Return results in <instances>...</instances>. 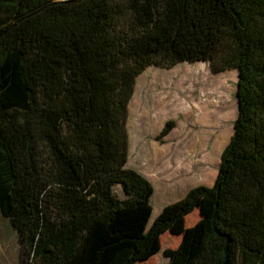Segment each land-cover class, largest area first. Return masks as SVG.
Listing matches in <instances>:
<instances>
[{"label":"trees","instance_id":"1","mask_svg":"<svg viewBox=\"0 0 264 264\" xmlns=\"http://www.w3.org/2000/svg\"><path fill=\"white\" fill-rule=\"evenodd\" d=\"M205 62L237 71L232 137L213 185L150 223L128 167L136 79ZM201 203L198 251L171 264H264V0H0V215L25 264H142Z\"/></svg>","mask_w":264,"mask_h":264},{"label":"rangeland","instance_id":"2","mask_svg":"<svg viewBox=\"0 0 264 264\" xmlns=\"http://www.w3.org/2000/svg\"><path fill=\"white\" fill-rule=\"evenodd\" d=\"M236 70L220 74L209 63H184L170 69L150 67L135 84L128 106V167L145 177L154 194L150 223L163 208L181 200L197 186H212L221 154L230 141L237 118ZM168 122L174 129L165 137ZM114 193L125 198L121 186ZM202 203L158 241L154 254L142 264H171L166 250L198 251ZM15 231L0 215V264H25ZM30 259H27V262Z\"/></svg>","mask_w":264,"mask_h":264},{"label":"built area","instance_id":"3","mask_svg":"<svg viewBox=\"0 0 264 264\" xmlns=\"http://www.w3.org/2000/svg\"><path fill=\"white\" fill-rule=\"evenodd\" d=\"M62 1H66V0H62Z\"/></svg>","mask_w":264,"mask_h":264}]
</instances>
